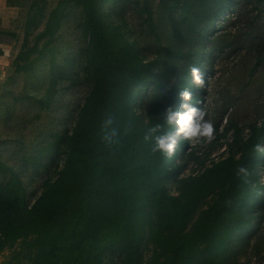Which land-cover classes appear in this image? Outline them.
<instances>
[{"label": "trees", "instance_id": "obj_1", "mask_svg": "<svg viewBox=\"0 0 264 264\" xmlns=\"http://www.w3.org/2000/svg\"><path fill=\"white\" fill-rule=\"evenodd\" d=\"M131 1L58 0L49 14L41 35L51 42L70 5L83 7L80 26L93 88L71 133L57 138L56 144L66 147L63 169L47 180L33 206H27L16 172L0 184V253L11 252L5 264H104L105 254L115 249L121 250L125 264H224L230 239L250 224L247 212L264 206V184L257 179L258 167L264 165V152L257 151L264 141V122L252 127L240 157L222 158L185 181L181 196L166 192L162 167L167 156L155 150L156 137L168 135L162 109L145 118L132 104L152 78V65L139 58L123 25L104 22L108 3ZM40 2L48 0H34L32 8ZM143 2L155 25L149 0ZM161 2L170 13L181 10L192 29L213 4ZM28 56L19 53L17 72L27 70L23 63ZM183 75L178 86L165 85L166 91L192 94L191 76L187 71ZM197 103L192 96L188 105ZM183 141L180 137L178 143ZM214 193L217 200L189 227L202 202ZM146 228L156 245L147 263L139 251Z\"/></svg>", "mask_w": 264, "mask_h": 264}, {"label": "rangeland", "instance_id": "obj_2", "mask_svg": "<svg viewBox=\"0 0 264 264\" xmlns=\"http://www.w3.org/2000/svg\"><path fill=\"white\" fill-rule=\"evenodd\" d=\"M15 1L22 2L25 17L16 27L19 36L12 64L0 74V184L16 172L30 209L47 180L56 179L64 167L66 147L64 142L56 144L57 138L75 127L93 78L80 26L84 19L81 5H70L49 42L41 34L58 0L40 2L34 8V0ZM211 1V8L194 29L181 10L170 13L161 0H149L155 25L149 21L143 0L118 6L110 2L104 10V22L123 25L139 58L152 65V78L138 92L140 104L136 99L132 104L145 118L162 109L168 135L176 131L168 123L169 109L185 112L183 105L191 99L185 100L177 90L166 91L164 86H178L184 72L191 76L192 67L203 74V88L195 85L191 97L197 98L195 108L205 112L201 123L211 120L214 138L211 142L202 136L183 138L174 154L166 155L162 180L166 192L174 196H181L183 183L200 176L214 162L240 157L252 127L264 122V0ZM21 51L29 53L23 63L28 68L17 72ZM257 179L264 184V165L258 167ZM217 198L214 193L202 202L189 227ZM247 217L250 224L230 239L224 264H264V206L253 207ZM139 251L145 263L155 255L156 245L147 228ZM10 254L0 253V264ZM123 259L120 249L109 250L103 263L125 264Z\"/></svg>", "mask_w": 264, "mask_h": 264}, {"label": "clouds", "instance_id": "obj_3", "mask_svg": "<svg viewBox=\"0 0 264 264\" xmlns=\"http://www.w3.org/2000/svg\"><path fill=\"white\" fill-rule=\"evenodd\" d=\"M190 73L192 83L203 88L205 80L199 68L192 67ZM181 96L185 100L192 98L191 93L187 91L181 92ZM183 107L186 109L185 112H172L169 109L168 123L174 124L176 131L170 135L156 137L155 150L162 151L166 155L171 156L177 148L180 137L190 139L202 136L206 137L209 142L214 138V126L211 120L201 123L204 121L205 112L195 107H190L187 104L183 105ZM257 151L264 152V148L257 145Z\"/></svg>", "mask_w": 264, "mask_h": 264}, {"label": "crops", "instance_id": "obj_4", "mask_svg": "<svg viewBox=\"0 0 264 264\" xmlns=\"http://www.w3.org/2000/svg\"><path fill=\"white\" fill-rule=\"evenodd\" d=\"M25 17V7L15 0H0V74L12 64L18 23Z\"/></svg>", "mask_w": 264, "mask_h": 264}]
</instances>
